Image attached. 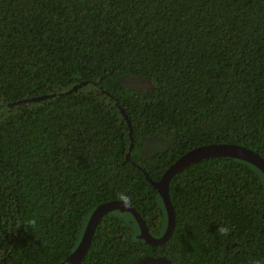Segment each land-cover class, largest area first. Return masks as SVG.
Masks as SVG:
<instances>
[{"label": "trees", "instance_id": "1", "mask_svg": "<svg viewBox=\"0 0 264 264\" xmlns=\"http://www.w3.org/2000/svg\"><path fill=\"white\" fill-rule=\"evenodd\" d=\"M148 137L168 149L142 155ZM213 143L264 157V0H0V264L60 263L121 193L162 236L167 210L147 175ZM169 192L165 243L115 210L81 264H264L256 165L202 159Z\"/></svg>", "mask_w": 264, "mask_h": 264}, {"label": "water", "instance_id": "2", "mask_svg": "<svg viewBox=\"0 0 264 264\" xmlns=\"http://www.w3.org/2000/svg\"><path fill=\"white\" fill-rule=\"evenodd\" d=\"M43 99L44 96H35L26 100L36 101ZM20 102L21 101H18L16 103ZM221 156L234 157L249 161L252 164L256 165L264 173V157L259 152L244 145L234 143H213L191 149L190 151L182 155L179 159H177L165 171L160 180H153L149 175H147L151 183L158 189L159 193L161 194L167 210L168 223L166 230L162 236H154L150 232L146 221L131 203L125 204L120 199L106 201L101 203L92 212L82 238L76 249L58 264H81L90 249L97 227L99 226L103 217L115 210L121 212H130L134 215L140 227L139 238L143 239L151 245H161L165 243L172 235L175 227V210L169 192L173 177L195 162L206 158Z\"/></svg>", "mask_w": 264, "mask_h": 264}, {"label": "rangeland", "instance_id": "3", "mask_svg": "<svg viewBox=\"0 0 264 264\" xmlns=\"http://www.w3.org/2000/svg\"><path fill=\"white\" fill-rule=\"evenodd\" d=\"M142 79V78H141ZM130 84L134 87H143L145 85L144 80L134 79L130 81ZM147 87L149 84L147 83ZM169 141L161 137H148L145 139V145L141 149V154L145 156H151L159 151L168 149ZM139 263V262H137ZM167 259L163 257H148L140 260V264H168Z\"/></svg>", "mask_w": 264, "mask_h": 264}, {"label": "clouds", "instance_id": "4", "mask_svg": "<svg viewBox=\"0 0 264 264\" xmlns=\"http://www.w3.org/2000/svg\"><path fill=\"white\" fill-rule=\"evenodd\" d=\"M122 202H124L125 204L130 203V197L125 194V193H121L118 197ZM35 222L33 221L32 224H34ZM31 226V225H29ZM217 233L221 236H228L230 233V228L224 225H219L218 229H217ZM251 264H261V262L259 260H253L251 262Z\"/></svg>", "mask_w": 264, "mask_h": 264}, {"label": "flooded vegetation", "instance_id": "5", "mask_svg": "<svg viewBox=\"0 0 264 264\" xmlns=\"http://www.w3.org/2000/svg\"><path fill=\"white\" fill-rule=\"evenodd\" d=\"M169 264V263H168Z\"/></svg>", "mask_w": 264, "mask_h": 264}]
</instances>
